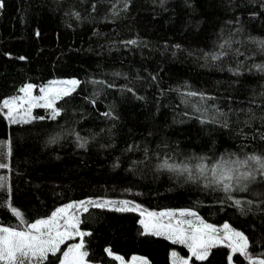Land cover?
Here are the masks:
<instances>
[{
	"label": "trees",
	"instance_id": "obj_1",
	"mask_svg": "<svg viewBox=\"0 0 264 264\" xmlns=\"http://www.w3.org/2000/svg\"><path fill=\"white\" fill-rule=\"evenodd\" d=\"M3 5L0 164L7 167L0 168V225L22 230L84 202L76 213L79 229L91 233L83 237L87 264H120L117 256L135 255L172 264L174 250L189 256L184 245L145 232L137 208L97 206L124 200L227 224L247 237L251 258H264V177L255 171L254 180L244 179L240 174L252 169L229 160L264 156V71L256 67L264 66V0ZM70 77L79 84L55 103V119L50 107H37L27 123L7 118L3 101L25 84ZM165 161L180 167H161ZM201 164L208 166L203 172ZM222 173L233 178L221 183ZM225 184L235 190L224 191ZM65 249L50 261L59 264ZM230 256L234 264L251 260L219 243L190 264H230Z\"/></svg>",
	"mask_w": 264,
	"mask_h": 264
},
{
	"label": "snow or ice",
	"instance_id": "obj_2",
	"mask_svg": "<svg viewBox=\"0 0 264 264\" xmlns=\"http://www.w3.org/2000/svg\"><path fill=\"white\" fill-rule=\"evenodd\" d=\"M3 0H0V8H3ZM130 43H135V41H131ZM262 47H264V41H260ZM223 47V45L221 46ZM220 55H226V53H221L218 55L213 56V59H219ZM259 70L264 71V66L257 65L256 66ZM67 84H70L72 88L79 83L76 80L68 81ZM35 86L32 84H28L27 86L20 89L21 92L25 94L24 97H12L9 99H5L3 101V108L8 109L7 111V118L10 120L11 123H27L28 120H24L23 118H18L17 115L14 113L17 112V100H21L24 103H28L30 107L26 110L29 117L31 116V107H50L53 108L52 118L55 119L56 116L59 115V111L54 108V100L59 98L62 95H68L69 90H64L62 93L60 91H56V96L52 99H48L49 94L55 91L52 88H41L40 91L44 93L41 97H33L32 90ZM191 95H197L196 93H191ZM44 100V104H37V100ZM22 106V105H20ZM105 115H108L107 113ZM39 119H43V117H39ZM227 126V124H225ZM83 147V144L80 145ZM10 151V148H9ZM223 159V158H222ZM229 160L232 163H239L240 165L251 168L252 170L241 173L240 175L244 179L251 178L252 180L255 179L254 172L258 171L261 177H264V156L252 154L245 157L244 160H240L238 157L236 160ZM251 162V163H250ZM7 167L5 164H0V168ZM161 167H167L169 169L175 170L179 168L178 165H170L167 161L164 162ZM200 171L203 172L208 166L201 164L198 166ZM219 168V164H214L211 166V172L215 176L217 174V169ZM184 170H187L185 167ZM233 177L231 174H224L222 173L219 178V182H223L225 179L231 180ZM237 183H239V177L237 178ZM2 187V185H0ZM235 190L232 189L231 184L224 185V191ZM240 191L247 190V184L243 185L239 188ZM84 202H81L83 205ZM235 203L240 205L241 201L236 200ZM251 203V201H249ZM6 206L11 207L10 203ZM75 205L69 204L65 207L57 209L51 217L47 219H39L33 223L27 225V230H18L17 228L12 227H3L0 226V264H53L50 261V254L51 256H56L57 253L60 252V246L64 243L66 239L71 238L73 235H77L81 237L80 243L76 245L69 246L67 251L62 253V259H60V264H87L85 258L88 256L86 251H83L84 248V241L83 237L86 235H91V233L83 232L79 230V219L69 216L65 225H61L59 220L63 217L67 210L74 207ZM102 206V205H97ZM86 210V209H85ZM119 210H131V209H119ZM14 215L20 218L21 223H24L22 213H20L16 209H12ZM194 215L193 213H188ZM185 215L184 212H181V216ZM149 217H156V216H174L173 212L167 213H148ZM144 224L146 230H151L153 235H163L165 234L163 230H166L169 235L168 238L172 239L173 235L176 236V240L174 242L179 243H186L191 250V254L196 260H205L209 255V249L211 247L216 246L219 242L217 241L214 233L216 229L211 225L201 224L203 228H194L191 231L190 235L185 234V229L181 227L182 224L187 223L189 226L192 225L191 221H177L176 225L171 223L164 225L158 223H146L145 221H141ZM61 227L64 228V231H61ZM225 230H229V226L226 224L224 225ZM69 229L75 230L69 231ZM233 236L238 238L240 243L233 242L229 245L232 248L233 253L239 252L240 254L244 255L246 258L251 259V257L247 253L248 248V240L247 237L240 232H232ZM108 255H112L110 249H106ZM176 253H173L175 256ZM59 259V257H58ZM116 259H121V257L117 256ZM136 259V258H133ZM232 257H229L231 260ZM144 264H147V261H144ZM182 264H188L187 260H184ZM252 264H256V261H252ZM259 264H264V259L259 260Z\"/></svg>",
	"mask_w": 264,
	"mask_h": 264
},
{
	"label": "rangeland",
	"instance_id": "obj_3",
	"mask_svg": "<svg viewBox=\"0 0 264 264\" xmlns=\"http://www.w3.org/2000/svg\"><path fill=\"white\" fill-rule=\"evenodd\" d=\"M72 80H76V81L79 82V80L77 78H75V77H70V78H53V79L49 80L47 83H45V84H43L41 86H38V87L35 84H32V83H27L23 87L27 86L28 84L34 85L35 87L32 90V96L33 97H41V96L44 95V93L42 91H40L41 88H52L55 91H53L52 93H50L49 94V97H48V99H52L54 96H56V91H60L61 93L64 90H69V89H71L69 91V93H71L72 91H74L77 88V86H78L79 83L74 87V89L72 88V86L70 84H67L66 83V82L72 81ZM24 96H25V94L23 92H20L18 95L13 96V97H24ZM63 96H65V95H62L61 94L59 96V98H56L54 100V105L53 106H55V103L61 97H63ZM9 98H12V97H9ZM9 98H6V99H9ZM36 103L37 104H44L45 101L38 99L36 101ZM20 105H22V106H20ZM2 106H3V104H2ZM17 106H18L17 107V112L14 113V115H17L18 118H23L24 120H28V121L34 119V117H35L34 110L37 107H39V106L31 107V116L29 117V115H28V113L26 111L30 107V105L28 103H24L21 100H17ZM6 110L8 111V109H6ZM98 201H100L99 203H97L98 205H102V206L104 205V206L111 207V208L112 207H114V208L123 207V208H130V209L137 208V210H139V212L141 213V216H142L141 221L143 220V221H145L146 223H149V224L158 223V224L167 225V224L171 223L173 225H176V222L177 221H191L192 222V225L191 226H189L187 223H184V224L181 225V227H183L185 229V234L186 235H190L191 234V231L194 228H203V225L201 224V221H203V220L195 212L190 211V210H171V211L154 212V211L142 209L140 207L130 206V205H128L129 203L127 201H124V200L104 199V200H98ZM70 204H72V203H70ZM67 205H69V204H66V205H64L62 207H65ZM86 205L87 204H83V205H79L77 208H73L72 207V208L68 209L67 210V213L63 217L60 218L59 223L61 225H65V222L67 221V219H68L69 216L79 219L76 211L79 210V209L85 208ZM167 212H173L174 213V216H172V217H168V216L149 217L148 216V213H156V214H159V213H167ZM181 212H184L185 215L181 216ZM188 213H193L194 215H191V214H188ZM203 224L211 225V224H208V223H206L204 221H203ZM142 225L144 227V224H142ZM224 225H226V224H224ZM224 225L219 226V227L218 226L211 225V226H213L216 229V232L214 233V235H215L217 241H219L217 244H219V243H227L228 245H230L233 242L240 243V241L238 240V238H236L235 236H233L231 233L232 232H240V233H243V232H241L239 230H236V229H233L229 225H228L229 226V230H225ZM0 226H2V225H0ZM3 227H5V226H3ZM18 230H20V229H18ZM22 230H27V228H24ZM144 230H145V232L152 234V231L151 230H146L145 227H144ZM161 230L164 231L165 234L159 235V236H164V237L168 238L169 233L166 230H163V229H161ZM61 231H64V228L63 227H61ZM69 231H73L74 232L75 230L69 229ZM243 235H244V233H243ZM169 240H171V241L176 240V236L173 235V238L172 239H169ZM80 241H81V237H79L77 235H73L71 238L66 239L64 241V243L61 244V246L65 244V246H66L65 251H67V249L69 248V246L76 245V244L80 243ZM177 243H179V242H177ZM179 244L184 245L185 247H187V249L189 250V256L186 257V258L180 257L178 255V253H177L178 251L174 250L172 252V259H173L172 264H182V262L184 260H187L188 261V264H190V259L192 257L190 248L188 247V245L186 243H179ZM173 253H176V255L173 256ZM133 258H136V259H133ZM145 259H146L145 257L139 256V255H135V256H132L129 260H125V259H123L121 257V259H119V261H120V264H144ZM261 259H264V258H261V257H252L251 260L249 261V264H252V261H256V264H259V260H261ZM229 263L230 264H234L233 261H232V259L229 260Z\"/></svg>",
	"mask_w": 264,
	"mask_h": 264
},
{
	"label": "crops",
	"instance_id": "obj_4",
	"mask_svg": "<svg viewBox=\"0 0 264 264\" xmlns=\"http://www.w3.org/2000/svg\"><path fill=\"white\" fill-rule=\"evenodd\" d=\"M145 260L147 261V264H149V263H148V260H147V259H145Z\"/></svg>",
	"mask_w": 264,
	"mask_h": 264
},
{
	"label": "bare ground",
	"instance_id": "obj_5",
	"mask_svg": "<svg viewBox=\"0 0 264 264\" xmlns=\"http://www.w3.org/2000/svg\"><path fill=\"white\" fill-rule=\"evenodd\" d=\"M7 116V115H6ZM222 152V151H221ZM206 177V176H205Z\"/></svg>",
	"mask_w": 264,
	"mask_h": 264
}]
</instances>
